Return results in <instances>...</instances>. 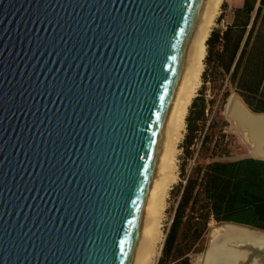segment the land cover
<instances>
[{
	"label": "water",
	"instance_id": "95a60500",
	"mask_svg": "<svg viewBox=\"0 0 264 264\" xmlns=\"http://www.w3.org/2000/svg\"><path fill=\"white\" fill-rule=\"evenodd\" d=\"M192 1L0 0V264H124Z\"/></svg>",
	"mask_w": 264,
	"mask_h": 264
},
{
	"label": "trees",
	"instance_id": "16d2710c",
	"mask_svg": "<svg viewBox=\"0 0 264 264\" xmlns=\"http://www.w3.org/2000/svg\"><path fill=\"white\" fill-rule=\"evenodd\" d=\"M227 3L216 19H225ZM206 42L201 86L186 116L179 180L169 192V223L157 264H193L212 222L264 230V161L231 156L222 112L235 92L264 114V0H244ZM230 128V123H229Z\"/></svg>",
	"mask_w": 264,
	"mask_h": 264
},
{
	"label": "bare ground",
	"instance_id": "6f19581e",
	"mask_svg": "<svg viewBox=\"0 0 264 264\" xmlns=\"http://www.w3.org/2000/svg\"><path fill=\"white\" fill-rule=\"evenodd\" d=\"M223 1H192L124 264H155L158 258L167 199L177 181L179 146L186 132L188 108L201 85L206 42ZM228 109L231 129L248 149L247 156L264 158V116L252 114L238 96L230 101ZM254 245L264 246L263 236L218 225L210 231L206 254L195 264H244ZM242 246L246 249L240 251Z\"/></svg>",
	"mask_w": 264,
	"mask_h": 264
},
{
	"label": "rangeland",
	"instance_id": "374dc122",
	"mask_svg": "<svg viewBox=\"0 0 264 264\" xmlns=\"http://www.w3.org/2000/svg\"><path fill=\"white\" fill-rule=\"evenodd\" d=\"M241 1H243V0H224L223 1V3H222V5L224 4V2H226L227 3V8H226V12H225V19H224V21L223 22H221L220 24H217V22H215V25H214V27L213 28H219V29H221V28H223V26L225 25V23H230L231 21H232V18H233V15H232V12H233V10L235 9V8H237L239 5H240V2ZM222 13V6H221V8H220V11H219V14H218V16H217V19H218V17L220 16V14ZM201 86V85H200ZM200 88V87H199ZM199 90V89H198ZM235 92H233L232 94H231V96L234 94ZM230 96V97H231ZM224 109H225V106H224ZM224 109H223V112H224ZM223 112H222V115H223V117H224V119L228 122L229 120H228V118L223 114ZM229 123L230 122H228V127H227V129H226V133L229 135V137H230V141H231V156L230 157H228V158H222V161H237V160H239V159H242V158H248V149L247 148H245V146L242 144V142L240 141V139L233 133V131H232V129H231V124H230V128H229ZM186 133V132H185ZM185 135V134H184ZM184 139V138H183ZM183 139H182V141H183ZM182 141H181V143H182ZM180 143V144H181ZM179 155H178V165H179V156L181 155V150H180V148H179ZM178 180H179V167H178V171H177V181L175 182V184L174 185H176L177 183H178ZM173 185V186H174ZM171 190H172V188H171ZM169 197H170V195L168 196V200H169ZM168 207H169V204H168V201H167V205H166V211H165V218H164V223H163V225H164V227H163V231H164V229L166 228V226L168 225V223H169V215H168V213H167V209H168ZM218 225H220V224H217V223H215V222H212L211 223V225H210V229H209V231H208V234L206 235V237H205V240H204V242H203V244H202V247H203V250L201 251V252H199V253H197V254H195V255H193L192 257H191V260H192V263L193 264H195L196 263V261H197V259L200 257V256H202L206 251H207V248H208V242H209V234H210V231L212 232L213 231V229H216L217 228V226ZM165 239V238H164ZM164 243V242H163ZM161 246H160V251H161ZM160 255H161V252H159V255H158V258H157V260H156V263L155 264H157V261H158V259H159V257H160Z\"/></svg>",
	"mask_w": 264,
	"mask_h": 264
},
{
	"label": "crops",
	"instance_id": "0c3cea01",
	"mask_svg": "<svg viewBox=\"0 0 264 264\" xmlns=\"http://www.w3.org/2000/svg\"><path fill=\"white\" fill-rule=\"evenodd\" d=\"M243 2H244V0L240 2V5H239L238 7H241V6H242V4H243Z\"/></svg>",
	"mask_w": 264,
	"mask_h": 264
},
{
	"label": "flooded vegetation",
	"instance_id": "af4514ba",
	"mask_svg": "<svg viewBox=\"0 0 264 264\" xmlns=\"http://www.w3.org/2000/svg\"><path fill=\"white\" fill-rule=\"evenodd\" d=\"M261 264V263H260Z\"/></svg>",
	"mask_w": 264,
	"mask_h": 264
}]
</instances>
